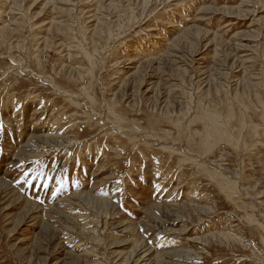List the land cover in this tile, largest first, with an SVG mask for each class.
<instances>
[{
    "label": "rangeland",
    "instance_id": "374dc122",
    "mask_svg": "<svg viewBox=\"0 0 264 264\" xmlns=\"http://www.w3.org/2000/svg\"><path fill=\"white\" fill-rule=\"evenodd\" d=\"M0 264H264V0H0Z\"/></svg>",
    "mask_w": 264,
    "mask_h": 264
}]
</instances>
